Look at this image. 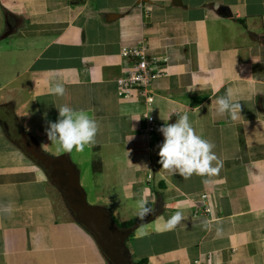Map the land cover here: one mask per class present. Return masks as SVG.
Returning a JSON list of instances; mask_svg holds the SVG:
<instances>
[{
  "label": "crops",
  "instance_id": "0c3cea01",
  "mask_svg": "<svg viewBox=\"0 0 264 264\" xmlns=\"http://www.w3.org/2000/svg\"><path fill=\"white\" fill-rule=\"evenodd\" d=\"M140 39L168 70L151 104L117 84L123 45ZM55 82L65 96L50 94ZM228 90L241 103L235 121L215 115ZM65 104L99 124L95 143L69 153L88 161L89 202L120 221L140 220L141 198L161 206L127 239L135 263L264 264V0H0V264H110L13 133L51 151L45 128ZM176 112L215 145L218 174L186 179L162 169L159 152L154 160L164 137L147 124H174ZM177 211L184 218L169 230Z\"/></svg>",
  "mask_w": 264,
  "mask_h": 264
},
{
  "label": "clouds",
  "instance_id": "9594fccd",
  "mask_svg": "<svg viewBox=\"0 0 264 264\" xmlns=\"http://www.w3.org/2000/svg\"><path fill=\"white\" fill-rule=\"evenodd\" d=\"M49 92L54 96L63 97L66 88L63 83L55 82L51 84ZM214 103L215 115L218 118L228 116L235 121L241 112V103L233 101L231 90L217 97ZM57 108L58 120L49 122V126L45 128L49 141L58 144L59 148L67 153H71L74 149L78 152L83 151L85 146L95 143L99 124L89 113L66 104ZM176 113L182 115H178L174 124L165 123L159 129L164 137L159 151V163L162 169L186 179L193 174L200 176L218 174L221 161L213 151L215 145L195 132L186 113ZM137 209L140 220L153 214L152 209L148 207V201L144 198L137 201ZM10 210V206L3 208L5 212ZM183 218L184 213L177 211L168 219L166 227L169 230L174 229ZM204 223L207 227L208 222Z\"/></svg>",
  "mask_w": 264,
  "mask_h": 264
},
{
  "label": "water",
  "instance_id": "95a60500",
  "mask_svg": "<svg viewBox=\"0 0 264 264\" xmlns=\"http://www.w3.org/2000/svg\"><path fill=\"white\" fill-rule=\"evenodd\" d=\"M11 30L12 27L9 25V30L4 34V37H7ZM23 137L25 138V150L40 165L50 169L51 180L62 192L71 213L95 236L110 264H136L127 246V239L137 229L154 221L161 213V206L157 205L153 214L144 220H138L132 226L122 229L115 223L113 215L106 207L93 205L89 202L87 191L81 182V171L69 153L52 156L36 137L27 132L23 133ZM163 141L164 139L154 149V160Z\"/></svg>",
  "mask_w": 264,
  "mask_h": 264
},
{
  "label": "built area",
  "instance_id": "2783aa9c",
  "mask_svg": "<svg viewBox=\"0 0 264 264\" xmlns=\"http://www.w3.org/2000/svg\"><path fill=\"white\" fill-rule=\"evenodd\" d=\"M149 45L144 39L133 44L123 45L121 55L126 65L123 75L117 79L121 93L125 98H132L133 92L138 90L140 97L146 103L153 101L152 83L155 79L168 74L164 59L148 53ZM162 125L149 121L146 133L158 132ZM205 197V196H204Z\"/></svg>",
  "mask_w": 264,
  "mask_h": 264
},
{
  "label": "trees",
  "instance_id": "16d2710c",
  "mask_svg": "<svg viewBox=\"0 0 264 264\" xmlns=\"http://www.w3.org/2000/svg\"><path fill=\"white\" fill-rule=\"evenodd\" d=\"M14 16L12 15V16H8V20H9V22H13L14 21ZM9 107V105H7V106H5V107H3L2 106V109H4L5 108V110H6V108H8ZM11 112V111H10ZM17 143L19 144V146L23 149V150H25V148H24V146H23V144L21 143V141H17ZM26 151V150H25ZM27 152V151H26ZM27 154L29 155V153L27 152ZM30 156V155H29ZM36 161V160H35ZM37 162V161H36ZM101 169H102V163H101V161L99 160V159H96L94 162H93V171L94 172H99V171H101ZM47 171H49L50 172V169H47ZM160 187H164V184L163 183H160ZM157 195L158 196H161V192L160 191H157ZM148 207H150L151 208V204H149L148 203ZM114 221H115V223H117L118 225H119V227L120 228H122V229H126V228H128V227H130V226H132L136 221L135 220H128V221H120L118 218H115L114 217ZM136 264H148V261H147V259H142L141 261H138Z\"/></svg>",
  "mask_w": 264,
  "mask_h": 264
},
{
  "label": "rangeland",
  "instance_id": "374dc122",
  "mask_svg": "<svg viewBox=\"0 0 264 264\" xmlns=\"http://www.w3.org/2000/svg\"><path fill=\"white\" fill-rule=\"evenodd\" d=\"M16 136H17V138H18V140L19 141H21V140H23V137H22V134L19 132V133H16V132H13ZM36 138L40 141V142H42V137H38L37 135H36ZM41 144H43V143H41ZM43 147H44V145H43ZM57 148H59V146H58V144H56V143H53L52 144V147H51V151H47L45 148V150L50 154V155H52V156H59V155H61L60 153H56V150L58 151V150H60V148L59 149H57ZM76 155H72L71 156V158L73 159V161L76 163V161L75 160H78V158L79 157H75ZM78 156V155H77ZM82 163H80L79 165H78V167H79V169H80V171L82 170V172L84 173L85 172V170L87 169V163H88V161L86 160V157L85 156H83L82 157ZM90 176H91V173H90ZM85 177H86V179H88L89 178V174H88V177H87V175H86V173H85ZM127 246H128V244H127ZM128 248H129V246H128ZM129 250H130V248H129ZM133 258V260H135V257L133 256L132 257Z\"/></svg>",
  "mask_w": 264,
  "mask_h": 264
},
{
  "label": "flooded vegetation",
  "instance_id": "af4514ba",
  "mask_svg": "<svg viewBox=\"0 0 264 264\" xmlns=\"http://www.w3.org/2000/svg\"><path fill=\"white\" fill-rule=\"evenodd\" d=\"M22 137H23V135H22ZM25 138L23 137V140H21V143L23 144V146L25 147ZM127 259V258H126ZM127 262H129V260L127 259Z\"/></svg>",
  "mask_w": 264,
  "mask_h": 264
}]
</instances>
